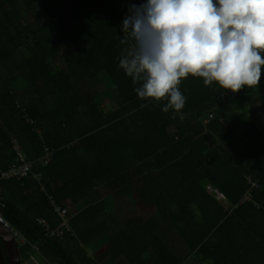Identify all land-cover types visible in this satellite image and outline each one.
Segmentation results:
<instances>
[{"label":"trees","instance_id":"16d2710c","mask_svg":"<svg viewBox=\"0 0 264 264\" xmlns=\"http://www.w3.org/2000/svg\"><path fill=\"white\" fill-rule=\"evenodd\" d=\"M111 3L0 0V171L15 137L41 180L1 183V213L28 240L20 256L36 246L51 264H264V115L249 108L260 101L264 114V76L221 101L228 90L189 76L184 108L164 112L167 100L139 98L119 67L129 45ZM49 196L73 209L86 200L61 240L35 221L56 224ZM125 196L156 214L120 221Z\"/></svg>","mask_w":264,"mask_h":264},{"label":"clouds","instance_id":"9594fccd","mask_svg":"<svg viewBox=\"0 0 264 264\" xmlns=\"http://www.w3.org/2000/svg\"><path fill=\"white\" fill-rule=\"evenodd\" d=\"M122 22L119 67L141 99L180 113L189 76L233 93L264 76V0H145Z\"/></svg>","mask_w":264,"mask_h":264},{"label":"built area","instance_id":"2783aa9c","mask_svg":"<svg viewBox=\"0 0 264 264\" xmlns=\"http://www.w3.org/2000/svg\"><path fill=\"white\" fill-rule=\"evenodd\" d=\"M233 94L230 90L226 92L220 93L216 100L221 101L226 96ZM212 116V114L210 115ZM25 117L27 120L34 125L33 130L36 133H40L41 130L38 126H36L37 121L30 118L27 114H25ZM12 149L14 152V159L11 163L8 164V166L0 171V192L2 188L1 183H5L8 180H29L31 182H39L40 183V175L38 173L33 172L32 170V162L27 159L25 151L23 150L21 144L18 142V140L14 137L12 138ZM53 150H49L48 148L45 149V160H51ZM49 203L52 207V210L54 214L57 217L56 224H52L49 219L45 217H36L35 221L38 225H40L44 231L46 232V235L48 237H53L56 239H63L66 234L71 232V225H70V218H69V207L68 205H59L54 203L51 200V197H48ZM248 197L244 196L241 201L247 200ZM3 206V203L0 202V224L5 226L14 236L16 243L19 245L26 244L28 242L27 238L18 232L16 229H14L3 217L1 213V207Z\"/></svg>","mask_w":264,"mask_h":264},{"label":"rangeland","instance_id":"374dc122","mask_svg":"<svg viewBox=\"0 0 264 264\" xmlns=\"http://www.w3.org/2000/svg\"><path fill=\"white\" fill-rule=\"evenodd\" d=\"M55 64V63H54ZM262 95H264V92L262 89H258L256 92V96L255 98H260L262 97ZM96 103L98 104V106L103 110V112H109L111 111L113 108L116 107L115 104V99L113 98L112 94L110 92L105 91L103 88L99 89V95L96 97ZM250 111H256L259 114H261L262 116L263 114V109L261 107L260 101L259 102H252L249 105ZM240 109H238L236 112H239ZM173 128L170 127L169 132L172 134ZM261 131L264 134V127L261 126ZM14 138V137H13ZM69 207V211L71 210H76L81 208V205H76V207L73 209L70 206ZM155 213V209L153 207L148 208V212L146 214L145 210H144V216L145 217H149L150 215ZM156 214V213H155ZM87 251L88 254L92 253V250L90 248H86L85 249ZM20 263L21 264H51L49 262L48 259H46L45 256H41L37 250L36 246H33L32 248L28 249L25 254L20 256ZM103 264H113L111 259L107 258L103 261ZM114 264H124L122 262L117 261ZM184 264H198L197 260L195 259L194 256H190L188 257V259L185 261Z\"/></svg>","mask_w":264,"mask_h":264},{"label":"crops","instance_id":"0c3cea01","mask_svg":"<svg viewBox=\"0 0 264 264\" xmlns=\"http://www.w3.org/2000/svg\"><path fill=\"white\" fill-rule=\"evenodd\" d=\"M111 1H112L111 4L113 5L116 11H120V10L123 11L122 22L125 18L131 15L130 8L133 4L140 6L142 3L145 2V0H142L141 2H137L135 0H111ZM259 126L262 125L259 124ZM172 131H174V128ZM172 134L170 133L171 136ZM85 201L86 200H83L82 202L79 203V205L83 206ZM114 202L116 203L115 207H116V212L118 213V218L122 222L134 216L141 217V219L148 218L145 217L146 215L144 216V210L147 214L148 208L150 207L144 206L142 202H139L138 200L136 202L135 201L133 202V198H131L130 196H125L123 199H116ZM79 225H81L82 228L85 227L84 224H79Z\"/></svg>","mask_w":264,"mask_h":264},{"label":"water","instance_id":"95a60500","mask_svg":"<svg viewBox=\"0 0 264 264\" xmlns=\"http://www.w3.org/2000/svg\"><path fill=\"white\" fill-rule=\"evenodd\" d=\"M0 240L4 246L6 253L5 258L9 260V264H21L19 246L16 243L13 234L2 224H0ZM3 260L4 258L0 255V264H4Z\"/></svg>","mask_w":264,"mask_h":264},{"label":"flooded vegetation","instance_id":"af4514ba","mask_svg":"<svg viewBox=\"0 0 264 264\" xmlns=\"http://www.w3.org/2000/svg\"><path fill=\"white\" fill-rule=\"evenodd\" d=\"M0 249H1L0 255H2V257L4 258V260H3L4 264H9V260L5 258L6 257V253H5L4 246H3L2 242H1V240H0Z\"/></svg>","mask_w":264,"mask_h":264}]
</instances>
